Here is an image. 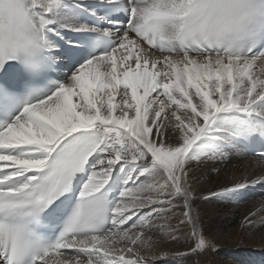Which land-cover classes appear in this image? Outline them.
Returning a JSON list of instances; mask_svg holds the SVG:
<instances>
[{
    "label": "snow or ice",
    "instance_id": "1",
    "mask_svg": "<svg viewBox=\"0 0 264 264\" xmlns=\"http://www.w3.org/2000/svg\"><path fill=\"white\" fill-rule=\"evenodd\" d=\"M176 10L31 0L0 24V264H152L169 241L187 255L219 247L192 162L264 148V45L165 50L159 25ZM257 165L222 193L264 185V152Z\"/></svg>",
    "mask_w": 264,
    "mask_h": 264
},
{
    "label": "bare ground",
    "instance_id": "2",
    "mask_svg": "<svg viewBox=\"0 0 264 264\" xmlns=\"http://www.w3.org/2000/svg\"><path fill=\"white\" fill-rule=\"evenodd\" d=\"M257 160L258 156L251 155L246 145H242L227 150L223 158L205 159L203 163L193 161L194 182L199 189L194 207L204 235L214 239L219 247L214 252L211 248L202 251L199 256L187 255L186 244L169 241L167 256L148 253L152 264H264V185H250L237 195L222 193L224 187H231L228 181L234 176L246 171L258 173ZM210 193L215 195L203 198ZM246 217L256 221L255 225L247 224Z\"/></svg>",
    "mask_w": 264,
    "mask_h": 264
},
{
    "label": "clouds",
    "instance_id": "3",
    "mask_svg": "<svg viewBox=\"0 0 264 264\" xmlns=\"http://www.w3.org/2000/svg\"><path fill=\"white\" fill-rule=\"evenodd\" d=\"M21 2L0 0V24L14 20ZM176 11L159 25L165 50L238 54L264 45V0H172Z\"/></svg>",
    "mask_w": 264,
    "mask_h": 264
},
{
    "label": "rangeland",
    "instance_id": "4",
    "mask_svg": "<svg viewBox=\"0 0 264 264\" xmlns=\"http://www.w3.org/2000/svg\"><path fill=\"white\" fill-rule=\"evenodd\" d=\"M241 212H242V208H241L240 213H241ZM240 213H239V214H240ZM238 221H239V218L234 222V224L237 223ZM214 251H215V250H213V252H214ZM237 252H238V251H237Z\"/></svg>",
    "mask_w": 264,
    "mask_h": 264
}]
</instances>
